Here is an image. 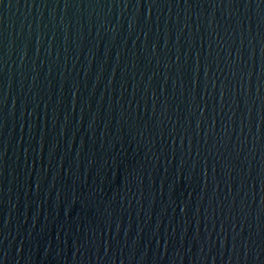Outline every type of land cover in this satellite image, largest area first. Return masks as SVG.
<instances>
[{
    "label": "water",
    "instance_id": "95a60500",
    "mask_svg": "<svg viewBox=\"0 0 264 264\" xmlns=\"http://www.w3.org/2000/svg\"><path fill=\"white\" fill-rule=\"evenodd\" d=\"M0 264H264V0H0Z\"/></svg>",
    "mask_w": 264,
    "mask_h": 264
}]
</instances>
